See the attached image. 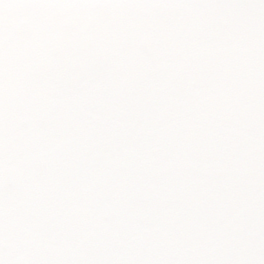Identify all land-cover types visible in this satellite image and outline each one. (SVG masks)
<instances>
[{
    "label": "snow or ice",
    "instance_id": "6c2138e0",
    "mask_svg": "<svg viewBox=\"0 0 264 264\" xmlns=\"http://www.w3.org/2000/svg\"><path fill=\"white\" fill-rule=\"evenodd\" d=\"M0 264H264V0H0Z\"/></svg>",
    "mask_w": 264,
    "mask_h": 264
}]
</instances>
